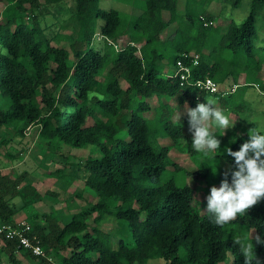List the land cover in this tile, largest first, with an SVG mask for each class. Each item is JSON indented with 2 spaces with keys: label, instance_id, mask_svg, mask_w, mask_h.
I'll use <instances>...</instances> for the list:
<instances>
[{
  "label": "trees",
  "instance_id": "1",
  "mask_svg": "<svg viewBox=\"0 0 264 264\" xmlns=\"http://www.w3.org/2000/svg\"><path fill=\"white\" fill-rule=\"evenodd\" d=\"M63 1L0 0V130L24 136L37 125L41 141L51 149L60 144L94 146L84 164L51 174L62 179L85 173L84 190L98 200L62 225L58 211L41 214L35 209L44 195L27 183L29 172L6 174L0 160V225L17 222L19 208L12 201L20 199L46 256L34 255L18 241L8 243L3 253L14 263L22 254L38 264H147L154 259L166 264H245L225 225L214 224L201 212L195 202L197 189L181 187L174 179L160 181L169 166L184 169L172 159L170 145L199 159L202 152L192 148L183 111L207 103L206 98L214 100L234 126L212 132L220 148L208 155L213 165L199 163L194 176L202 185L219 184L225 177L209 180L213 166L216 173L225 165L235 170L226 150L238 151L257 127L250 120L255 111L250 90L259 88L264 97V38L257 24L264 0H252L249 16L230 23L218 39L213 35L214 15L181 14L189 10L190 0H184L183 7L179 0H145L141 15L130 23L118 10H102V0H75L79 28L73 41L42 21L49 7ZM227 2L237 9L243 0ZM239 56L245 60L240 73L232 67ZM179 60L192 67L184 83L177 75ZM206 78L218 84V92L196 85ZM7 143L4 139L1 145ZM19 155L8 156L12 160ZM218 160L223 166L214 164ZM227 178L231 183L230 174ZM107 213L131 229L134 242H111L113 234L103 231ZM230 223L264 234V200ZM253 244L264 264V244Z\"/></svg>",
  "mask_w": 264,
  "mask_h": 264
},
{
  "label": "rangeland",
  "instance_id": "2",
  "mask_svg": "<svg viewBox=\"0 0 264 264\" xmlns=\"http://www.w3.org/2000/svg\"><path fill=\"white\" fill-rule=\"evenodd\" d=\"M252 0H243V3L239 8H233V5L229 4L227 0H214L212 5L202 4L198 0H190L189 10H180L184 16L186 14L196 17L198 13L212 14L214 15L213 35L215 39H218L220 34L227 29L228 25L232 22L237 24L243 22L250 14ZM180 5L184 4V0H179ZM4 4L0 3V10L3 9ZM146 5L145 0H102L100 8L102 10L115 9L121 12L125 22L130 23V20H135L139 17ZM185 5V4H184ZM183 7V5H182ZM76 9L75 0H64L59 5L49 7V11L42 18L43 23L46 21L53 31L67 35L69 41H73V33L78 30L79 26L77 20L74 17ZM230 19V21H229ZM258 29L260 30L261 38H264V30L261 31L260 26L264 25V10L257 18ZM67 41V42H69ZM65 44V43H64ZM245 65V60L241 56L232 60V67L237 69L240 73V69ZM261 77L264 78V72L261 73ZM245 76L241 77V81L244 82ZM250 99L253 100L254 110L250 117L251 123L255 124L257 128L264 131V97L260 94L259 88L250 90ZM153 106H157L156 99L151 100ZM176 106V103H173ZM172 104V105H173ZM218 108V107H217ZM186 112V108L184 111ZM181 115V112H179ZM179 115V116H180ZM231 124V123H230ZM238 124V123H236ZM218 129L213 125L212 132ZM40 127L34 125L25 131L24 136L17 135L13 129L0 130V160L3 163V171L6 174H17L23 171L29 172L27 183L33 184L39 192L44 195L42 201L35 204V209L41 213H51L53 210L58 211L62 218L61 224L64 225L70 221L74 214L81 212L86 208L88 203L97 202V198L91 196L88 192H85L84 176L85 173H72L71 175L60 178L54 176L51 173L56 172L58 169H76L77 165L84 164L94 146H90L86 149H76L65 144H60L57 148L51 149L49 145L41 141L39 137ZM8 140L6 146H2V140ZM172 147L171 157L180 166L184 167L181 171H175L168 167L167 171L163 173L160 184L174 179L176 183L183 187L186 184L191 185L197 189V197L195 202L201 212H206L207 196L210 195V189L212 186L219 187L221 183L205 184L202 185L201 181L194 176V169L199 163H205L207 165H213L210 156L213 152H207L206 154H198L199 159L195 156L189 158L186 153L180 152L175 146ZM177 147V146H176ZM10 153H19V158L10 160ZM209 153V154H208ZM211 153V154H210ZM220 160V159H219ZM216 161L214 164H223L222 161ZM73 165H76L75 167ZM223 166V165H222ZM217 166L212 167V172L209 180L215 181L217 177H225V172L229 171L230 166L225 165L222 173H216ZM215 173V174H214ZM200 179V178H199ZM66 181H70L71 184H67ZM82 194L83 198L79 199L76 195ZM12 203L17 204L19 210L16 215V221L26 220V213L21 209L20 199H14ZM107 218L104 220L103 231L113 234L111 242L118 243L123 238L127 242H134L131 236V229L126 227L122 222L117 223L113 216L107 213ZM95 215H92L90 222H93ZM120 225V227H119ZM232 238H240L246 242L251 241V235L255 236L252 229L245 226H236L232 223L225 225ZM119 231L118 235H116ZM254 241V240H253ZM16 263L10 258L8 253H3L0 256V264H38L33 261H29L22 254H17ZM147 264H166L162 259L150 260Z\"/></svg>",
  "mask_w": 264,
  "mask_h": 264
},
{
  "label": "clouds",
  "instance_id": "3",
  "mask_svg": "<svg viewBox=\"0 0 264 264\" xmlns=\"http://www.w3.org/2000/svg\"><path fill=\"white\" fill-rule=\"evenodd\" d=\"M207 103H198L195 108H187L189 131L192 132V148L196 152H215L220 148L221 141L213 135V125L224 129L232 128L228 116L215 107V101L206 98ZM249 139L238 151L227 148L226 152L234 158V169L225 172V178L219 187L212 186L207 196L206 212L210 220L224 226L245 215L250 208L264 200V134L255 127L248 133ZM215 174V173H214ZM231 175V183L228 175ZM264 244V234L251 235L252 242L234 238L235 245H239L240 252L245 258V264H261L256 258L254 244Z\"/></svg>",
  "mask_w": 264,
  "mask_h": 264
},
{
  "label": "built area",
  "instance_id": "4",
  "mask_svg": "<svg viewBox=\"0 0 264 264\" xmlns=\"http://www.w3.org/2000/svg\"><path fill=\"white\" fill-rule=\"evenodd\" d=\"M184 57L189 58V55L184 54ZM198 63L199 56L197 55L194 59H192V64L196 66L198 65ZM191 74L192 67L183 60H179L177 75L180 76L183 83L188 81ZM196 85L200 89L212 93H216L219 90L218 84L211 78L199 80ZM13 241H18L21 247H24L26 250L31 251L38 257L46 256L40 239L36 235H32V226L25 220L17 221L12 225H0V256L3 254V250L8 245V243Z\"/></svg>",
  "mask_w": 264,
  "mask_h": 264
}]
</instances>
